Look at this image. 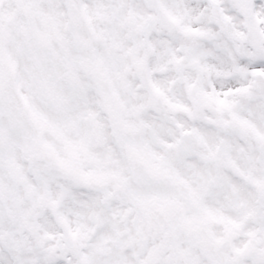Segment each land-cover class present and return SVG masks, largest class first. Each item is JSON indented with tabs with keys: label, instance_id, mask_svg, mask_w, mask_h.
<instances>
[{
	"label": "snow or ice",
	"instance_id": "1",
	"mask_svg": "<svg viewBox=\"0 0 264 264\" xmlns=\"http://www.w3.org/2000/svg\"><path fill=\"white\" fill-rule=\"evenodd\" d=\"M0 264H264V0H0Z\"/></svg>",
	"mask_w": 264,
	"mask_h": 264
}]
</instances>
